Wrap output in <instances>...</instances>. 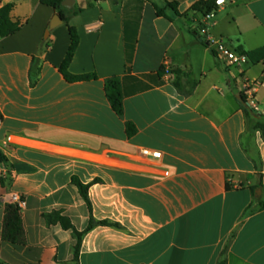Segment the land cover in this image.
I'll return each instance as SVG.
<instances>
[{"label":"crops","instance_id":"0c3cea01","mask_svg":"<svg viewBox=\"0 0 264 264\" xmlns=\"http://www.w3.org/2000/svg\"><path fill=\"white\" fill-rule=\"evenodd\" d=\"M150 1L163 0H97L70 18L79 44L68 72L96 79L69 83L59 72L67 26L47 33L51 8L7 0L21 26L0 37L1 264H217L227 243L226 264H264V139L254 128L264 116H247L241 98L243 79L264 78V60L236 68L217 58L195 30L202 16L189 11L199 0H167L188 11L172 22ZM207 37L244 54L264 47V0L219 7ZM176 70L183 90L196 83L190 95L174 86ZM112 77L122 116L105 95ZM254 101L264 110V87ZM11 193L26 203L24 245L1 238ZM55 212L78 232L90 218L113 225L88 231L74 263L72 232L44 217Z\"/></svg>","mask_w":264,"mask_h":264},{"label":"trees","instance_id":"16d2710c","mask_svg":"<svg viewBox=\"0 0 264 264\" xmlns=\"http://www.w3.org/2000/svg\"><path fill=\"white\" fill-rule=\"evenodd\" d=\"M63 1L64 0H40L42 5L51 8L53 12L59 16V18L62 20V23L67 26V30L69 33L70 44L65 54L64 60L59 68V72L61 73L63 78L69 83L95 80L96 79L95 74L72 75L68 72L69 64L71 63L74 53L79 44V36H78L77 30L75 29V27L69 25V21L72 16H76L82 13L83 11H85L86 9L92 8L97 2V0H92V2L87 3L86 7L84 8L79 7V8H72V9H66L65 7H63L62 6ZM150 2L155 10V14L157 17L165 18L171 22L174 20L173 17L182 18V17H186L188 14V11L186 12L179 11V4L177 2H169L167 0H163L161 6L157 5L153 1H150ZM12 9H13V5L8 4L4 8H2V10H0V37L1 38L13 35L20 29L21 24L19 22H13L11 20L10 13ZM189 11L195 14H199L200 16H207L213 12L216 13L218 11V7L215 3V0H199L198 2L194 3L191 6ZM202 43L204 45H208L205 42H202ZM246 55L248 56L249 60L253 63H258L260 61H263L264 60V47L254 50L252 52H249ZM160 72L164 73V69H162ZM173 73L176 75L174 86L177 88L178 92L184 97L190 95L196 83L192 82L190 89L185 91L183 90L179 82L181 73L177 70L174 71ZM104 91H105L106 98L112 110L118 116H122L123 115V94H122L120 79L118 77H112V78L105 80ZM241 98H242L243 103L245 104V100L242 94H241ZM243 110L247 116H249L250 113H254L250 108L246 106L245 107L243 106ZM255 114L262 115L260 113H255ZM254 128L259 129L264 139V124L257 123L254 125ZM135 131L136 129L133 124L131 123L126 124V132L128 136H133L135 134ZM2 160H4V157L0 154V161ZM75 183L79 189L81 196L85 200H87V187L83 186L78 181H76ZM259 186L261 187L262 185L260 184ZM226 188L229 189L228 185H226ZM257 189H258V186H254L250 188V192L253 195V197L255 196V191ZM257 210L258 211L264 210V201H261L259 203V207ZM252 212H255V211L250 209L249 213H252ZM44 217L48 224L58 223L64 230L72 232V235L76 239V244L73 247V259L72 260L74 263H77L79 247L81 244L82 237L88 231H90L95 225H113L107 221L96 222L92 218H90L87 228L82 232H78L77 230H75L70 220L67 217L62 216L58 212L52 213L50 215H46ZM1 238L3 241L11 243V244H15V245L25 244V233L23 230L20 210L18 209L17 206L13 204H7L4 207V217H3ZM228 246H229V243L226 244L225 248L221 252V255H220V258L217 264H226L225 254H226V250Z\"/></svg>","mask_w":264,"mask_h":264},{"label":"built area","instance_id":"2783aa9c","mask_svg":"<svg viewBox=\"0 0 264 264\" xmlns=\"http://www.w3.org/2000/svg\"><path fill=\"white\" fill-rule=\"evenodd\" d=\"M236 0H215L217 7H222L225 4H233ZM7 5V0H0V10ZM215 13H211L207 16H202L201 21L195 26V30H198L201 36L205 37V42L212 46L214 49V54L217 58L223 60L227 65L240 68L243 65L247 64L249 61L248 56L241 52H236L228 48L221 41H214L207 37V28L209 20L214 17ZM164 72L167 74L169 68L166 66L163 68ZM264 77V72H263ZM260 87H264V78L257 82H250L249 80L243 79L241 81V94L244 97L246 107L250 108L254 113H260L264 115V110H259L254 101L255 93ZM140 154L143 157H150L152 159H160L161 152L151 151L148 149L140 150ZM6 169L0 165V178L5 174ZM10 204H13L18 207L19 210L25 208V200L18 193H11L9 196Z\"/></svg>","mask_w":264,"mask_h":264},{"label":"water","instance_id":"95a60500","mask_svg":"<svg viewBox=\"0 0 264 264\" xmlns=\"http://www.w3.org/2000/svg\"><path fill=\"white\" fill-rule=\"evenodd\" d=\"M75 4V0H64L62 2V6L65 7L66 9H72L73 6ZM62 24V20L59 18L58 15H54L50 24H49V29L47 31V33L49 32V30L55 28L58 25Z\"/></svg>","mask_w":264,"mask_h":264},{"label":"rangeland","instance_id":"374dc122","mask_svg":"<svg viewBox=\"0 0 264 264\" xmlns=\"http://www.w3.org/2000/svg\"><path fill=\"white\" fill-rule=\"evenodd\" d=\"M195 17H198L197 15Z\"/></svg>","mask_w":264,"mask_h":264}]
</instances>
